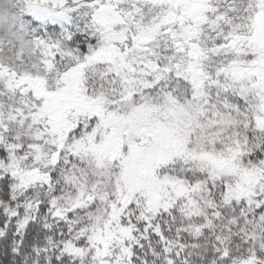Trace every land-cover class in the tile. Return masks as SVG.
<instances>
[{
	"label": "snow or ice",
	"instance_id": "1",
	"mask_svg": "<svg viewBox=\"0 0 264 264\" xmlns=\"http://www.w3.org/2000/svg\"><path fill=\"white\" fill-rule=\"evenodd\" d=\"M0 264H264V0H0Z\"/></svg>",
	"mask_w": 264,
	"mask_h": 264
}]
</instances>
